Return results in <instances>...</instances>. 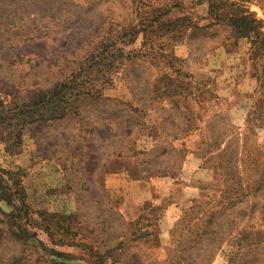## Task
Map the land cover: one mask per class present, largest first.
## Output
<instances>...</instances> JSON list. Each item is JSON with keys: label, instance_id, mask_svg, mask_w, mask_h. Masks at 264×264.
Instances as JSON below:
<instances>
[{"label": "rangeland", "instance_id": "374dc122", "mask_svg": "<svg viewBox=\"0 0 264 264\" xmlns=\"http://www.w3.org/2000/svg\"><path fill=\"white\" fill-rule=\"evenodd\" d=\"M181 1L183 4L178 7L180 9H169L168 15L162 17L161 21L167 22L177 17L182 19L185 16L199 26L211 21L206 19V4L193 5L191 0ZM33 2L34 0H0V28L13 25L16 17L20 15L33 17ZM165 2L166 0H142L146 5L144 10L153 5L162 7L161 4L164 5ZM236 2L242 3L241 0ZM243 3L257 19L264 22V0H244ZM38 6L46 8V12L57 13L54 0H46ZM189 21L184 24L180 22L174 30L171 26L169 34L164 37L149 36L145 48L148 53L146 57H137L135 61L125 62L119 69L113 67L108 70L106 73L111 75V82L105 85L100 83L101 86L104 85L105 97L111 101L101 102L81 96L69 116L80 120L79 122L70 119L60 125L48 122L28 126L23 131L19 154L15 155L6 152L5 141L0 136L2 166H21L28 170V175L23 178V186L33 210L49 208L47 187H58L62 184L61 172L55 171L61 160L55 153L50 162L42 159L35 162V155H44L37 152V142L42 143L43 138L47 139L57 133H62L67 138L73 135L78 140V143L70 146L62 138L55 149L65 154L70 163L77 162L78 175L90 185L89 190H86L85 185L80 183L83 190L81 193L85 196L80 202L82 213L93 225L80 231L83 232L82 236L85 235L82 242L98 247L101 254L107 253L106 258L102 261L80 247L55 246L46 233L30 228L29 234L35 233V236L25 243L17 235L20 233L17 229L22 225L15 226L13 207L9 204L10 195L2 191L0 264H169V252L178 247L185 232L179 221L183 219L185 212H190L203 203L160 199L153 203L156 208L154 213L148 215L150 220L142 218L138 224L139 231L136 232L135 224H126L121 215L110 210L109 194L102 184V172L104 165L112 157H108V154L113 147H119L127 152L125 156L136 154L147 176H180L185 153L183 149H179L180 145L173 141V137L180 136L185 129V111L196 112L198 95L208 100V93L202 89H219L223 81L221 75L216 74L217 68L209 67L211 58H207L208 54L225 41L236 38L232 27L226 23L212 25L205 30H192ZM142 41L139 37L136 43L124 46L126 52L140 49ZM66 42L65 35H61L40 42L26 43L16 49L0 45V113L14 109L16 103L32 96V91L46 89L56 78L62 77L64 62L58 60L55 66V60L59 46ZM164 42L173 45H169L168 49L171 48L174 53L177 50L178 55H175L181 60L171 62L175 68L187 73V77L181 75L177 78L171 70L163 66V58L149 54L152 43L160 45ZM19 60L22 62L18 63ZM160 68L172 74L173 81L159 75ZM63 71L66 73L65 68ZM93 75L94 73L91 77L95 79ZM87 85L89 87L90 83L87 82ZM95 87H100V84L95 82ZM165 89L182 91V97L180 94L163 95ZM181 89H189L194 94L189 95L186 101L184 95L187 91ZM2 101L6 105L4 108L1 107ZM225 103L221 99L218 105L226 106ZM261 107H264V92L257 97L255 116L258 117ZM214 125L219 126V122ZM218 126H215L217 131L220 128ZM8 131H1L0 134L4 132L7 138ZM217 135L216 132L214 136ZM248 165L249 177L245 180L253 186L257 175L251 170L253 164ZM258 187L255 195L245 198L217 220L220 230H225L226 235L211 264H264V181ZM70 206L71 211L74 209V202ZM61 207L52 202L50 210L57 211ZM153 230L157 231L158 236L164 237V244L162 243L160 251L157 252H152V248H157L153 247L155 245L152 240L141 237V234ZM21 234L25 233L19 235ZM44 245L65 255L56 256L50 251L47 252ZM200 248L202 245H196L192 253H197ZM202 261L204 260L200 258L198 264H203ZM179 264L188 262L181 261Z\"/></svg>", "mask_w": 264, "mask_h": 264}, {"label": "trees", "instance_id": "16d2710c", "mask_svg": "<svg viewBox=\"0 0 264 264\" xmlns=\"http://www.w3.org/2000/svg\"><path fill=\"white\" fill-rule=\"evenodd\" d=\"M44 1L46 0H34L32 3L34 7L33 17H29L27 14L20 15L16 17L13 25L0 28V45L2 47L8 46L11 49L19 48L26 43L40 42L61 35H65L67 38V42L59 46L55 60V66L58 60L64 62L61 70L62 77L56 78L46 89L32 91L33 95L23 102L16 103L14 109L0 113V132L9 130L7 138L4 136V132L0 136L5 141L6 152L10 155L19 154L23 131L28 126L34 123L48 122L60 125L65 120H74L75 118H69V116L74 104L81 96H87L101 102L111 101L103 93L105 90L103 86L112 80L111 75H107L106 72L113 67L119 69L125 65V62L135 61L137 57H146L148 53H146L145 48H147L146 42L149 36L164 37L169 34L171 26L174 27V30L180 22L184 24L189 21L187 16L182 19L177 17L167 22L161 21L162 17L168 15L169 9H180L178 7L183 4L181 0H166L164 5L161 4L162 7L153 5L148 10L143 9L146 5L142 3V0H54L57 13L46 12V8L38 6ZM191 1L193 5L206 4V19L211 20L201 26L194 21H189L188 24L192 30H205L212 25L223 22L232 27L234 37H236L234 39L249 38L251 40V57L259 65V90L256 92L254 106L243 128L233 125L225 112L217 113L215 111L213 113L211 110L205 127V140L198 151V155L203 159L205 166L214 172V186L218 192V197L205 202L194 201L196 204H203L184 213L179 224L185 232H183L178 247L169 252L167 260L169 264H179L181 261L188 262V264H198L200 258L204 260L202 261L203 264H211L221 241L226 235L225 230H220V223L217 220L229 209L244 201L245 198L255 195L259 190L258 186L264 181L263 153L253 142L254 137L258 134V129L264 127V107L260 108L258 117L255 116L257 97L261 92H264V53H262L264 52V22L257 19L255 14L245 6L244 0H241L242 3H237L236 0ZM139 37L143 39L140 49L126 52L124 46L136 43ZM169 45L171 43L168 42L160 45L152 43L149 54L163 58V66L171 70L177 78L181 75L187 77V73L173 66L171 61L181 60V58L175 55L174 50L168 49ZM19 62L22 61L19 60ZM64 68L66 73L63 71ZM93 73L95 79L91 77ZM172 74L159 69V75L171 81H173ZM93 81L100 84V87H95ZM87 82L90 83L89 87ZM100 82H103L104 85L101 86ZM82 87L85 89H81ZM181 90L187 91L191 95L194 94L189 89ZM202 90H206L209 97L208 100H205V97L198 95V102L208 101L210 103L213 101L219 104L221 98L215 89ZM180 92L182 91L177 89L171 91L165 89L163 95L172 96L171 94H179ZM5 106L2 101L1 107L4 108ZM135 111L138 110L135 109ZM75 114L78 113L75 111ZM193 114L195 113L189 110L185 111V129L181 135L192 130L190 116ZM75 121L79 122L80 120L75 119ZM217 121L219 126L214 125ZM215 126L220 127V133ZM92 130L90 129V131ZM216 132L218 135L214 136ZM63 136L65 135L57 133L47 139L42 137V143L37 142V152L44 155L34 156L37 163L41 159L50 162L54 158V153L61 160L58 163L59 168L56 166L55 171L61 172L62 184L58 187H47L49 208L33 210L30 207L23 186V178L28 175V170L26 171L21 166L5 168L0 163V192L6 191L10 195L9 204L13 207L15 226L22 225L17 230L20 233H25L21 235L16 233L22 241L28 243L29 238L35 236V233L29 234L30 229L40 230L47 234L55 246L80 247L87 250L91 256L103 261L107 253L101 254L98 247L82 242L85 235L82 236L83 232L80 231L93 225L85 219L86 215L82 213L80 202L85 196L81 193L83 190L80 183L85 185L86 190H89L90 185L86 184L85 180L78 175L77 162L72 161L70 163L65 154L55 149L62 138L66 141V145L71 146L78 143L73 135H69V139ZM183 152L186 157L188 151L183 149ZM126 153L119 147H113L108 157H122ZM133 156L136 154L134 153ZM248 163L253 164L251 170L255 171L257 175L255 177L257 180L253 186L245 180L249 177L248 169L250 167ZM52 202L62 207L57 211H52L50 210ZM71 202H74L76 207L74 206V209L70 211ZM155 208L153 203L150 204L132 223L135 224L136 232L139 231V221L142 218L150 220L148 215L154 213ZM110 210L114 214L118 213L111 207ZM141 237L155 242L158 239V233L153 230L141 234ZM196 245H202V248L197 250V253H192ZM44 248L56 256L65 255V253L55 249H48L45 245ZM201 251L202 254H200Z\"/></svg>", "mask_w": 264, "mask_h": 264}, {"label": "crops", "instance_id": "0c3cea01", "mask_svg": "<svg viewBox=\"0 0 264 264\" xmlns=\"http://www.w3.org/2000/svg\"><path fill=\"white\" fill-rule=\"evenodd\" d=\"M250 50L251 40L239 38L225 41L208 54L207 58H211L209 67L217 68L216 74L223 79L220 88L215 89V92L226 101V106L196 100L197 110L190 116L192 130L173 137V141L179 143V149L188 151L180 176H147L143 164L133 155L112 156L104 165L102 184L109 194L110 206L122 216L126 224L135 222L147 206L160 199L183 203L205 202L218 197L214 186V172L205 166L198 151L205 140V127L211 110L213 113L225 112L231 123L237 127L245 126L259 90V65L251 57ZM175 53L178 55L177 50ZM189 95L191 94L185 92L186 101ZM253 142L262 150L264 164V127L258 130ZM163 238V235H159L157 241H152L155 245L153 247L157 246L156 249L152 248V252L160 251L162 243L164 244Z\"/></svg>", "mask_w": 264, "mask_h": 264}]
</instances>
